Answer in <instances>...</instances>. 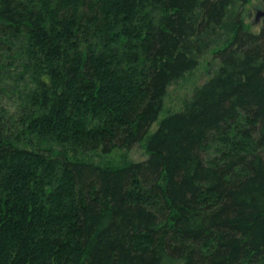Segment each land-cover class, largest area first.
<instances>
[{"label":"trees","instance_id":"obj_1","mask_svg":"<svg viewBox=\"0 0 264 264\" xmlns=\"http://www.w3.org/2000/svg\"><path fill=\"white\" fill-rule=\"evenodd\" d=\"M252 2L0 0V264H264Z\"/></svg>","mask_w":264,"mask_h":264},{"label":"rangeland","instance_id":"obj_2","mask_svg":"<svg viewBox=\"0 0 264 264\" xmlns=\"http://www.w3.org/2000/svg\"><path fill=\"white\" fill-rule=\"evenodd\" d=\"M253 3V2H252ZM249 4L246 7V12L244 16V23L247 26V29H250L251 32H259L260 29V20L258 22H254L255 14L258 10L264 11L257 4ZM206 61L209 59V56L205 57ZM202 60L198 69L194 71V73L188 77L187 80L179 82L177 85L169 88L168 95L165 99L164 109L159 115V119H161L165 112L177 110L180 107L181 100L189 95L192 91V88L206 80V61ZM131 159L137 161L145 158L143 151L137 146L130 152Z\"/></svg>","mask_w":264,"mask_h":264},{"label":"water","instance_id":"obj_3","mask_svg":"<svg viewBox=\"0 0 264 264\" xmlns=\"http://www.w3.org/2000/svg\"><path fill=\"white\" fill-rule=\"evenodd\" d=\"M262 18H264V11L258 10L255 14L254 22H258Z\"/></svg>","mask_w":264,"mask_h":264}]
</instances>
